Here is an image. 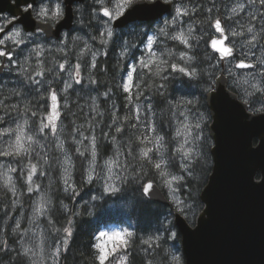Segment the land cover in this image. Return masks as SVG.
Wrapping results in <instances>:
<instances>
[{
  "label": "clouds",
  "instance_id": "obj_1",
  "mask_svg": "<svg viewBox=\"0 0 264 264\" xmlns=\"http://www.w3.org/2000/svg\"><path fill=\"white\" fill-rule=\"evenodd\" d=\"M35 2L37 6L32 7L29 0H8L7 6L0 10V25H3V27L12 24L13 16L17 18L22 17L19 23L14 24L9 32L0 38V45H6L13 50L19 49V46L22 44L28 45V47L23 49V56H18L17 60L13 62L18 63L19 67L13 68L6 62L0 61V73L8 71L17 72L19 74L23 84L18 89L14 90L15 95H21L24 86L36 84L39 85V87L35 89L37 95L32 97L33 100L41 101L47 97L51 98L53 94L56 97L62 96L64 98L62 107L66 112L69 110L70 101L73 100L69 90H73L76 93L77 99L80 97L84 98V107H90L96 115H102L99 110L98 97L102 95L107 96L111 89H109L108 92L94 91V86L96 84V73L94 68L97 58L105 54L114 36H118L121 32H126L129 29H136L138 33L147 34L148 27L152 26L153 28H157L161 18H164V26L158 28L156 35L147 34L148 44L149 41L154 43L157 35H164L170 40H175L174 37L180 33H183L184 36H191V29H189L186 34L183 31L179 33L168 32L170 27L178 24V20L175 17H173L172 20L166 19L167 10L161 12L157 17L151 20L129 19L125 16L124 19L120 21L119 25H113V21H115L119 15H122L126 9H128L129 12L130 9L139 5L165 6V4L170 3L171 0H90V3L94 6V10L90 13V20L88 23L94 21L98 30L88 29L87 35L74 33L71 37L68 36V23L61 26L66 20L68 22L72 21V23L78 27H87L84 21L83 5L79 4L78 0H35ZM24 4H27V7L24 8V11H20L21 5ZM238 8L242 10L243 4L238 5ZM29 9H31V12H29ZM234 9L237 11L236 8ZM105 10L108 11V15H105ZM178 13L179 9H177V14ZM73 14H75V19H73ZM25 15H28L33 22L31 27L23 21ZM103 17H109V19L105 20ZM58 26L60 27L58 28ZM3 27H0V31H3ZM247 31L251 32L252 28L249 27ZM53 34H59L62 39L59 42L53 40L50 45L46 44L45 40L51 38ZM231 34L234 36L241 35L240 32H232ZM93 41H98V44H94ZM127 54L128 49L122 46L118 53L119 59L114 67L118 69L122 67L123 58ZM153 55H155V53H153ZM163 55L166 58L160 60L158 65L161 71H166L168 67L174 64L178 66L180 61H184L186 67L191 69L188 72H184V74L187 73L186 75L189 77L197 78L198 73L195 68H191L190 64V61L195 59L194 57H188L184 53L179 52L173 53L171 50H166ZM139 67H147L146 62L142 61ZM132 71H135V68H133ZM151 71H153L154 75L157 74L155 70ZM61 73H63V75H61ZM105 75L107 77L108 74L106 73ZM129 75H131V72L128 73V76ZM144 75V73H141V80H143ZM36 77L40 79H36ZM81 79L85 81L84 85H82L81 88L74 89V83L79 84ZM164 79H167V77H164ZM61 81H63V83H61ZM113 81L117 88L124 87V84L119 82V71H117ZM137 87H139V85H137ZM178 87L181 88L182 91L191 94L195 86L191 84L190 80L187 83L182 82ZM210 100L211 96H208L207 104L210 113L207 119L214 120V112L210 108ZM55 103L57 105L55 111L60 115L58 99H56ZM2 104L3 102L0 101V105ZM79 107L80 105H77V109H79ZM12 110L17 112L14 126L9 125L8 127L0 128V156L12 157L11 161L0 162V191L7 190L12 192L13 195H19L16 178L13 175L16 172L17 163L19 162L21 173L27 172L25 181L28 184V192L34 190L40 191L39 185L32 177L35 175L37 169H39L41 176H43L45 166H49L52 169H59V176L57 178L67 186L62 190L64 193H70L74 190L73 171L79 170L75 157L78 154L79 157L83 158L85 152L89 151L91 160L88 161V167L83 169L81 179L83 180L86 178L88 183L92 182L93 166L96 164L97 155L95 150V136L85 137L83 132H81V139L79 140L75 139L73 134H68L67 137H64L63 133L65 132V126L63 122L61 121L57 124L59 115L55 121L50 120V115H48L47 121L49 122L46 123L44 119H41L38 125H34L32 117L37 115V111L42 113L43 108L33 111L32 108H29L28 105L25 104L23 107L14 105L12 106ZM29 112L32 113V116L28 115ZM180 115H184V113L181 112ZM251 118L252 117H249L250 120ZM185 119H187V117H185ZM2 122L3 118L0 117V123ZM211 126L212 124H209L210 129ZM197 127H199V124ZM45 128L52 129V134L50 136L43 135ZM80 128H85L86 130L87 125H78L76 130L78 131ZM5 137H7V139H5ZM66 139L76 145L74 150L65 146ZM85 139L90 141L91 147L84 145ZM159 139L162 141L163 137H159ZM253 140H259L260 147L262 138L254 137L251 140V145ZM251 148L253 150L257 149L252 146ZM143 152L144 150H141V154ZM53 153H55V155H53ZM118 154L122 155L119 151ZM22 157L28 158L26 163ZM105 163H107V161H105ZM115 167L119 168L120 171H114L111 166V168H107L106 175L103 174V167L96 172L98 183L103 181V183L100 184L102 191L85 202L89 205V208H91L94 201L104 200V187L106 184H112L115 185V190L111 193L120 194L117 197L120 202L118 206L125 210L123 219H108L100 224L95 221H90L87 225H84V227L93 234L95 240V243L92 245L94 249L92 253L93 260H96L99 256L100 250L97 248V245L107 242V237L109 235L130 232L132 237L134 235V229L137 226L148 228H155L157 226V213L159 210L153 201L155 193L153 196H145L143 185H139L135 192L131 194H129L127 189L122 191L120 186L121 183L125 182L127 177L132 175V173L128 172V169L122 166V162L117 163ZM257 177L260 179L257 180ZM176 178L179 179V177ZM140 179H143V177ZM252 180L257 184L264 182V171L257 170L252 176ZM137 184H139V181H137ZM55 190L51 173H49L47 184H45L41 196H38L31 206V214L28 220L29 227L23 231V234L18 240V252L21 258H25L26 264H60L61 252L67 246V239L63 238L62 233L65 232V229H68L72 235V232L76 228L71 218L67 220L68 226L62 228H55L51 223L49 227H44L38 223L40 217L49 218V213L54 211L57 207L54 197L51 195ZM59 207L65 212L68 211V204L63 201L59 202ZM81 214L82 213L77 210L72 212L70 216H80ZM88 214L87 212L84 213V215ZM133 215L136 218L135 221L131 219ZM33 224L35 227L32 226ZM125 224L127 227L124 226ZM117 226L119 230H116ZM130 228L133 229V231H130ZM19 231L20 225L18 222L13 232L16 233ZM165 231H171V239L176 240V243L171 246V249L168 247H163L162 249V255L170 257L171 259L161 261L160 256H157L150 264H172V262L179 264L177 253L183 252L184 254L183 246H181L176 236L177 231L180 232L179 228L175 230L169 228L165 229ZM71 235H68V238H70ZM161 239H163V237H161ZM0 242L3 241L0 240ZM172 249L175 251H172ZM0 251H2V249H0ZM120 259L121 258H113L109 261V264H119Z\"/></svg>",
  "mask_w": 264,
  "mask_h": 264
},
{
  "label": "trees",
  "instance_id": "obj_2",
  "mask_svg": "<svg viewBox=\"0 0 264 264\" xmlns=\"http://www.w3.org/2000/svg\"><path fill=\"white\" fill-rule=\"evenodd\" d=\"M210 1L211 0H209V2L208 0H195L192 6L189 2H184L186 8L184 17L193 16L194 26L191 36L186 37V39L188 38L187 44L181 43L178 40H170L164 35H157L152 46L153 52L155 53L151 60L152 63L144 68H140L136 64L135 71L132 72L133 80L131 89L133 93L131 97L137 102H142L145 106L144 110L147 111L146 114L150 122L148 125L141 127L133 123L131 116L128 115V101L125 100L127 96L122 88H117L115 86L113 78L116 77L117 71H119V82L121 84L124 83V78L129 73L131 63L135 62L138 56L144 52L141 48L145 44L147 34L153 30L152 26L148 27L147 34L138 33L136 29H129L126 32H121L118 35L119 38L114 36L105 54L97 58L94 68L96 73L94 91L108 92V90L111 89L107 96L102 95L98 97L99 110L102 115H96L90 107H84V98L80 97L77 99L75 91L71 90L70 93L73 97V100L70 101L72 104L71 112L74 114H72V117H70V114H65L63 117L64 119L69 118L66 123L69 128L72 127L73 130H75L78 125L84 124L87 125V129H94V131H96L100 162L118 148L117 146H113L110 141L114 137H117L119 150L126 158L125 168L128 169V172L132 173V175L128 176L127 180L120 185L122 191L127 189L129 194L134 193L139 185H143L144 187V184L148 181L158 183L159 176L158 170L156 169L157 167L155 166V158L153 160L152 156L145 157L140 154L144 142V140L142 141V137L148 140L149 144L153 143L154 146L162 149L164 151L162 158L173 163L174 169L185 175L179 185L181 192L185 193L186 199H189L194 206L193 215L195 218H197L198 214L204 208L200 200V193L207 185L209 176L212 172V140L209 136V124L211 120L207 119L210 112L206 97L207 93L212 89L214 80L220 71L218 67L215 68L210 66L212 59L216 58V54L209 49L210 34L212 31L209 26L211 19L207 14H214V10L210 6ZM93 10L94 6L90 3V0H86L83 4V12L87 27H78L75 25L73 30L77 29L81 31L83 35H87L88 29L98 30L94 21L88 23L90 20V13ZM206 10L207 14H205ZM175 29L184 31L187 27L180 26L178 28L175 27ZM175 29L174 26H172L168 29V32L173 33ZM93 43L98 44V41H93ZM122 46L128 49V54L123 58L122 67L118 69L114 67V65H116L119 59L118 53ZM166 50H171L173 53H184L188 57H194L195 59L190 62L191 68H195L198 73L197 78H191L172 67H168L166 71H161L158 65L160 60L166 58L163 55ZM178 67L185 68L186 72L191 70L188 67L186 68L184 61H180ZM151 70H155L157 74L154 75ZM106 73L108 74L107 77L105 75ZM141 73L145 74L143 80L140 79ZM13 76L15 79L21 80L19 74ZM164 77H167V79H164ZM190 80L191 84L195 87L191 94H188L182 91L178 85L182 82L187 83ZM22 84L23 82L20 83V85ZM12 85L13 82L9 81V87ZM82 85L74 89L81 88ZM137 85H139V87L136 89ZM36 88L37 87L31 89L27 88V92L30 91L31 95L28 98L29 106L33 110H35L33 106L37 105L35 100L32 99L34 95H37L35 92ZM228 88L238 94L234 85L229 83ZM9 90L10 89H4V91L0 93V95H2L0 101L3 102V104L0 105V114H4V117H10L11 114L15 112L9 110L16 101V96H12ZM239 97L243 100V97L240 95ZM263 98V95L258 94V96H254V101L250 100L248 102L252 111L256 110L255 108L258 106H256L258 102L264 103ZM133 99L130 101L133 102ZM179 100H182V103H179V105L181 104L180 106L187 107L193 114L199 113L201 116L203 114L201 126L199 128L203 137L201 142L202 154L192 163L187 173L181 169L177 155L173 152V113L177 109ZM38 104L42 106L45 104L43 107L44 110L47 111V98L38 101ZM77 105H80L79 109H77ZM40 108L42 107L40 106ZM118 128L120 131H117ZM159 137H163V140L161 141ZM75 160L77 161V168L79 170H74V177L76 179L73 192H63L62 189L64 187L59 184L61 180L57 178L59 176V170L58 168L53 169L54 178L52 180L56 190L52 192V196L54 197L57 207L54 211L50 212V214L57 228L67 227V220L69 218L73 219L76 225L61 255L60 264H99L98 259H92V253L94 251L92 245L95 243L93 234L90 230L85 228L84 225H87L90 221H95L100 224L108 219H123L125 210L118 206L120 203L117 199L120 195L119 193L104 194V200L94 201L93 206L89 208V205L85 202L90 200L92 196L100 193L101 189L98 186L96 177L91 183H88L86 178L83 180L81 179L82 171L86 168L85 158H81L77 154ZM141 177H143V179H140ZM137 181H139V184H137ZM17 187L21 198L28 197V195H26L27 186L25 185L24 176L19 180ZM77 192H80V194L77 195ZM9 200V192L6 190L0 191V201H2L0 202V216L3 215L5 209L9 208ZM60 201L68 204L67 212L59 207ZM154 204L159 210L157 213V226L155 228L137 226L134 229V235L131 238H127L129 239L128 246L122 247L128 257L127 264H150L151 261L155 260L154 256L148 253L147 248H150L144 240L149 236H164L165 234L163 233H165V229H167L165 225L166 217L169 216V218L172 219L175 209L173 204L170 206H164L156 202H154ZM77 210L82 213L80 216H70L72 212ZM86 212L89 214L84 215ZM131 219L135 221L136 218L133 215ZM187 220L192 226L195 224V221H191L190 218H187ZM124 226L127 227L126 224ZM170 226L173 230L176 229L173 220H171ZM129 230L133 231L131 228ZM176 236L177 240L181 243V236L178 232ZM4 239L5 238L2 239L3 242H0V249H2V251H0V264H24L23 258L17 254L18 252L8 247L6 239ZM174 242L176 243V240ZM162 257L164 260L167 259V256L162 255Z\"/></svg>",
  "mask_w": 264,
  "mask_h": 264
},
{
  "label": "rangeland",
  "instance_id": "obj_3",
  "mask_svg": "<svg viewBox=\"0 0 264 264\" xmlns=\"http://www.w3.org/2000/svg\"><path fill=\"white\" fill-rule=\"evenodd\" d=\"M225 3H227V4L225 5ZM83 4H81V5H83ZM222 4H223V2L222 3L218 2L217 8H220L222 6ZM240 4H243L242 10L238 8V5H240ZM36 6H37V4H36ZM224 7H225L224 10L226 12V15H228L227 17L229 19V21L226 22L227 33L230 37V41H227V44L233 48L236 47V53L241 59L240 60H238V58H236L235 60L231 59L233 61L229 60L230 62H227L224 66H222V63H221L218 55L215 53L216 58L212 59V63L210 66L215 67V68L216 67L219 68L220 71H219L218 75L219 74H226L229 78V83L231 85L235 86V89L238 91V94L241 97H243L244 101H246L248 103L250 100L254 101V96H258V94H261L264 96V79H263V77H264V44H263V39H264V3H261V0H226V1H224ZM234 8H236L237 11L233 12ZM220 9H218L214 14H212V13L207 14V15H209L208 17H210V19H211V23H209V26H210V30L212 32L215 31L213 28L215 21L219 20L218 16L220 13L219 12ZM180 11L181 10L179 9V12ZM174 12H175V14H177L176 10H174ZM174 12L171 14L172 16H169L166 19L172 20L173 17H175ZM183 12L186 13V8L181 13L184 16L185 14ZM182 15H179V18L181 21H183ZM103 19L107 20V19H109V17H103ZM163 26H164V19L160 20V23L157 26V28H153V30L149 34L150 35H156L158 28L163 27ZM173 26L175 29L176 26L175 25H173ZM0 27H3V25H0ZM183 27H187V29H185L184 31L179 30V29H175V32L179 33L180 31H183L186 34V31L188 32L189 29H191V32L194 29V26L188 27L187 24H185ZM249 27L252 28L251 32L247 31V29ZM4 29H5V27H3V30ZM232 32H240L241 35L234 36L231 34ZM74 33L81 34V31H79L77 29L76 30L72 29L70 32H68V36L71 37ZM217 36H220V35L217 34ZM186 37H187V35H185V38ZM117 38H119V37L117 36ZM215 38H220V37H215ZM61 39H62V37L59 40H57V41L55 40V41L59 42ZM52 41L53 40L45 41V43L50 45L52 43ZM153 44L154 43H152V45L149 47V44L147 42V37H146L145 45H144V47H142V50H144V52L138 56V58H137L138 61L136 60L137 62L135 61V62L131 63V65L129 67V72H131V75L133 72L132 69L136 67V64L139 66L141 64V62L144 61V62H146L147 67H148L152 63L151 60L153 59V53H154L153 49H152ZM26 47H28L27 44H22L19 46V49L13 50L12 48H10L6 45H0V51L5 53V55L0 56V61H3L5 59L6 63L9 66H11L13 68H18L19 64L13 63V62L17 60L18 56H23V54H24L23 49H25ZM46 55H47V53H46ZM239 61L254 63V68L249 69V70H239L236 68V64ZM73 62H75V61H73ZM190 64H191V62H190ZM185 66H186V64H185ZM15 74H18V73L5 71L3 73V75L0 76V93H2L4 91V89H10L9 91H10L11 95L16 96V101L12 106L16 105V106L23 107L25 104H27L28 107L31 108L29 106V99H28L31 95H30V91L27 92V88L31 89V88L39 87V85L28 84L27 86L23 87V91H22L21 95H15L14 90L18 89L21 86L20 83L23 82L22 80L15 79L13 76ZM61 75H63V73H61ZM36 79H40V78L36 77ZM9 81L13 82V85L10 87H9ZM62 83H63V81H62ZM127 83H128V75L125 76L123 84H127ZM82 84H84L83 79L80 80L79 84L74 83L73 88L79 87ZM131 86H132V84H131ZM131 86H130L129 91H125L124 87L122 88L123 92H125V94L127 96L125 98V100L128 101V103H127L128 107H129L128 115L131 116L133 123H136L141 127H145L146 125H148L150 123L148 115L146 114L147 111L144 110L145 106L143 105L142 102L141 103L137 102L131 97V95L133 93ZM136 89H137V86H136ZM69 91H71V90H69ZM59 97H60V100H61L62 105H63L64 98L62 96H59ZM0 98H2V95H0ZM131 99H133V102L130 101ZM35 102L37 103V105H34V106L32 105L33 107H35V110L32 109L33 111H37L36 109H38V110L41 109L40 106L43 108L42 113L37 111V115L32 117V121H33L34 125H38L41 119H44L46 122V118L49 114V97H47V104H48L47 111H45L44 107H43L45 104L42 106L41 104H38V101L35 100ZM179 103H182V100H179L178 105H177V109L173 113V124H174V132H173L174 148H173V152L177 155L179 166L181 167V169H183L185 171V173H187L189 171V168L191 167L192 163L196 160V158L199 155L201 156V154H202L201 142L203 140V137H202V135H201L202 133L200 132V129H199L201 126V122H202V116L199 113L193 114V112L189 111L190 109H188L187 107H184V106H180L181 104L179 105ZM62 105H61L62 118H61L60 122L62 121L64 126H65V132L63 133L64 137H67L68 134H73L75 136V139L79 140V139H81V136H80L81 132H83V135L85 137H91V136L96 137L95 150H96L97 155H96V164L93 166L94 171L92 173V175H93L92 181L96 177V172L99 171V169L101 167L104 168L103 174L106 175L107 168L109 167V165H108V163H105V161H107V162L115 161L116 163L113 164L112 167H113L114 171H116V172L120 171L119 168L115 167V165L117 163L122 162V166L124 168L126 167V165H125L126 158H125L124 154L119 150V146H118L119 143L117 142V137H114V139H111L110 141L113 144V146H117L118 148L115 149V151L112 152L108 157H106L102 162H100L99 161V153H98V149H97L96 131H94V129H87V128H86V130H85V128H80L77 131L76 129L73 130L72 127L69 128L68 124L66 123V121L69 118L64 119L63 117L65 114L68 115L69 113H72L71 112L72 111L71 110L72 104H71V102L69 103L68 112H66L63 109ZM256 106H257L255 108L256 110H254V111H257V112L264 111V103L258 102L256 104ZM9 110H12V108ZM181 112H183L184 115H180ZM29 113L30 114H28V115L32 116V113L31 112H29ZM16 116H17V112H14L13 114H11L10 117H4V114H0V117L3 118V122L0 123V128L8 127L9 125L14 126ZM70 117H72V114H70ZM185 117H187V119H185ZM198 124H199V127H197ZM51 134H52L51 128H45L44 129V133H43L44 136H50ZM5 139H7V137H5ZM143 140H144L143 148L141 150H144V151L150 150L148 152L147 157L152 156L153 160L155 158L156 164L160 165V168H156L158 170V176H159L157 184L165 191L166 195L168 196L169 200L171 201V203L174 206V209H175L174 211H178V212L182 213L185 216V218H190L191 221H196V218L193 215L194 206L192 205V203L189 199H186L185 193L181 192L180 185H179L180 182L184 179L185 175L181 174L179 171L175 170L173 163L169 162L167 159L162 158V156L164 155V151L162 149H160L157 146H154L153 143L149 144V141L142 137V141ZM114 141H115V143H114ZM84 145L91 147L90 141L88 139L84 140ZM65 146L72 149V150H74L76 147V145L72 144L70 142V140H68V139H66ZM118 151L120 153H122V155H119ZM140 154H141V152H140ZM53 155H55V153H53ZM84 158L86 161V168H87L88 167V161L91 160L90 151L85 152ZM22 159L26 163L28 158L22 157ZM11 160H12V157L0 156V162H7V161H11ZM162 172L164 173V175L161 174ZM49 173H51V176L53 179L54 178V171L49 166H45L43 176H41L39 169H37V171H36L35 175L32 177V179L37 182V184L39 185L40 191L34 190L32 192H28L26 189V195H28V197H25V198L22 197L21 198L20 194L18 196L13 195L12 192L6 190L10 194V200H9L10 206L8 209H5L3 212V215L0 216V240L5 238L6 244L8 245V247L12 248L15 252H18L17 244H18V240L20 239V236L23 234V231L27 227H29L28 220H29V216L31 214V206L33 204V201L38 196H41V192L44 190L45 184H47V177L49 176ZM13 175L16 178V185L18 186L19 180L21 179L22 176H24V180H25V177L27 176V172L25 171L23 174L21 173V166L18 162L17 167H16V172ZM72 175H73V184H74V189H75V179L76 178L74 177V171H73ZM176 177H179V179H177ZM102 183H103V181H100V183H98V186L100 187V184H102ZM59 184L64 188L67 187L66 185H64L62 183V181H60ZM25 185L28 188V184L26 183V181H25ZM100 189H101V187H100ZM73 191L74 190H72L71 192H73ZM101 191H102V189H101ZM79 194H80V192H77V195H79ZM104 194H112V193H106L105 192ZM51 195H52V193H51ZM0 202H2V201H0ZM49 218L40 217L38 223H40L44 227H49V224L51 223V225H54L55 228H57L50 213H49ZM173 219H174V217L172 219L169 218V216L166 217L165 225H166L167 229H169V228L172 229V227L170 226V222ZM18 222L20 225V231L14 233L13 229L16 227ZM32 226L35 227L34 224ZM116 230H119L118 226L116 227ZM121 233L123 234V232H121ZM163 234H165V235L164 236H162V235L149 236V237H146L144 240L145 242L147 241L146 244L150 248V249L147 248L148 253L153 255L154 259H156L157 256H160L161 261L164 260L162 257L163 247H168L171 249V246L173 244H175V242H174L175 240L171 239V236H172L171 231H165V233H163ZM62 236H63V238H66L68 241V234L66 232H63ZM161 237H163V239H161ZM108 247H109V250H111L113 245L109 244ZM63 251L61 252V255H62ZM172 251H175V250L172 249ZM61 255H60V258H61ZM177 255L179 257V264H184V260L182 258L183 254L180 252V253H177ZM123 256H127V254L125 253V250L122 249V247H120L113 256H110L109 259L105 261V264H109V261L112 260L113 258H121ZM170 259H171L170 257H167L166 260H170ZM23 261H24V264H26L25 258H23ZM98 262H99V260H98ZM172 264H175V262H172Z\"/></svg>",
  "mask_w": 264,
  "mask_h": 264
},
{
  "label": "water",
  "instance_id": "obj_4",
  "mask_svg": "<svg viewBox=\"0 0 264 264\" xmlns=\"http://www.w3.org/2000/svg\"><path fill=\"white\" fill-rule=\"evenodd\" d=\"M85 1L78 0V3L83 4ZM29 2L36 5L35 0ZM7 4L8 0H0V10ZM26 6L27 4L21 5L20 11H24L23 7ZM172 9V2L165 6L139 5L129 12L126 9L113 21V25H119L125 16L129 19L151 20L166 10L168 16L172 13ZM12 18V24H8L0 32V38L22 19L15 16ZM23 21L29 27L32 26L33 22L28 15L23 17ZM219 21L223 29L222 20ZM64 24H67L68 31L74 27L72 21L66 20L61 26ZM216 32L221 37L210 41V49L222 62L233 58L235 52L226 44L227 36L224 30L216 29ZM60 37L59 34H53L49 39L59 40ZM214 40L222 41L218 47L231 48V55L224 56L214 49L212 47ZM3 61L6 62L5 59ZM241 63L248 66L241 68L238 66ZM236 68L249 70L253 68V64L241 61ZM3 73H0V76ZM208 96H211L210 108L214 112V120H211L212 126L211 129L209 128L213 141L211 148L213 165L208 183L200 193L204 208L199 213L194 226H191L180 212H174V225L180 230L178 232L181 236L184 258L186 257L185 264H264V182L257 184L252 180L257 170L264 171V111L250 112V105L228 89L226 74H220L215 78L214 88L207 93ZM57 99L60 108L57 121L59 124L62 111L59 96ZM51 113L52 101L49 97L48 115ZM249 117H252L251 120ZM47 122L49 121L46 118ZM254 137L262 138L260 147L259 140H253L251 145ZM251 146L259 148L253 150ZM147 184H151L152 188L145 193V196H153L155 193L154 202L170 206L169 199L157 183L148 181L145 185Z\"/></svg>",
  "mask_w": 264,
  "mask_h": 264
},
{
  "label": "snow or ice",
  "instance_id": "obj_5",
  "mask_svg": "<svg viewBox=\"0 0 264 264\" xmlns=\"http://www.w3.org/2000/svg\"><path fill=\"white\" fill-rule=\"evenodd\" d=\"M261 3H264V0H261ZM233 11H235V9H233ZM108 14H109L108 11L105 10V15H108ZM214 26L217 29V31H223V29L221 28V24H220V21L219 20H216L215 21ZM174 39L175 40H179L181 43H184V44H187L188 43V41L185 38V36H184L183 33L177 34L174 37ZM221 44H222V41H215L214 40L212 42V47L214 49H216L217 51H220L224 56L231 55L232 49L231 48H226V47H218V45H221ZM151 45H152V42L149 41V47ZM3 55H5V53L2 52V51H0V56H3ZM238 66L241 67V68H243V67H247L248 65H245V64L241 63ZM171 67L173 69H175V70H178V71L182 72V73L186 72V70L183 67H178L175 64L172 65ZM132 80H133L132 75H129L128 76V83L127 84H124L125 91H129L130 90V86L132 84ZM51 99L53 101V103H52V110L53 111L50 114L49 119L52 120V121H55L57 119L58 115H59V113H57L55 111V109L57 107V105L55 103L57 97L53 94L51 96ZM117 131H120V129L118 128ZM149 151L150 150H145L142 153V155L145 156V157H147ZM107 163L109 165V168H111V166L113 164H115L116 162L115 161H109ZM155 166L157 168H160V165L159 164H156ZM161 174L164 175L163 172ZM143 188H144V192L147 193L152 188V185L151 184H147ZM113 190H115V185L106 184L105 187H104V191L106 193H111ZM65 232L68 235H71V233H70V231L68 229H65ZM131 235L132 234L130 232L129 233H123V234L122 233H115V234L109 235L107 237V242H105L103 244H98L97 245V248L100 251H99V256L97 257V259L99 260V264H105V261L108 260L110 256H113L120 247H127L128 244H129V239H127V238H130ZM145 243H147V241ZM109 244H112L113 245V247L111 248V250H109V247H108ZM127 260H128V257L127 256H123V257H121V259L119 261V264H127Z\"/></svg>",
  "mask_w": 264,
  "mask_h": 264
},
{
  "label": "flooded vegetation",
  "instance_id": "obj_6",
  "mask_svg": "<svg viewBox=\"0 0 264 264\" xmlns=\"http://www.w3.org/2000/svg\"><path fill=\"white\" fill-rule=\"evenodd\" d=\"M185 1H187V2H189L190 3V5L192 6L194 3H195V0H171V2H172V4H173V8H174V10H176L177 11V8L178 9H180L181 11L179 12V14H175V12H174V16H175V18L178 20V24H176L175 26H176V28H178L179 26H184L185 24H187L188 25V27L189 26H193V16L191 17V16H188V17H184L181 13H182V11H184V9H185V5H184V2ZM224 1H226V0H224ZM223 0H211V7L213 8V10H214V13L218 10V9H220L219 10V19H222V25H223V30H224V33L226 34V36H227V41H230V37H229V35H228V33H227V24H226V22L227 21H229V19H228V15H226V12H225V7H224V4L220 7V8H217V6H218V2H224ZM212 2H213V4H212ZM223 7V8H222ZM184 13V12H183ZM184 14H186V13H184ZM205 14H207V10L205 11ZM179 15H182V19H183V21H181L180 20V18H179ZM213 28H214V30H215V26L213 25ZM217 32L216 31H214V32H212L210 35H211V39L212 38H215V37H221V35L220 36H217ZM234 49H235V57L233 58V60H235L236 58H238V60H240L241 58L237 55V53H236V47H234ZM233 60H231V61H233ZM237 60V61H238ZM227 62H230V61H225V63H222V66H224Z\"/></svg>",
  "mask_w": 264,
  "mask_h": 264
},
{
  "label": "bare ground",
  "instance_id": "obj_7",
  "mask_svg": "<svg viewBox=\"0 0 264 264\" xmlns=\"http://www.w3.org/2000/svg\"><path fill=\"white\" fill-rule=\"evenodd\" d=\"M208 2H209V0H208ZM210 3H211V1H210ZM210 3H209V4H210ZM221 3H222V2H221ZM212 4H213V2H212ZM223 4H224V2H223ZM223 4H222V5H223ZM226 4H227V3H225V5H226ZM17 254H19V253H17ZM15 255H16V254H15ZM16 256H17V255H16ZM18 256H19V255H18ZM14 258H15V257H14ZM15 260H16V258H15ZM21 262H22V261H21Z\"/></svg>",
  "mask_w": 264,
  "mask_h": 264
}]
</instances>
